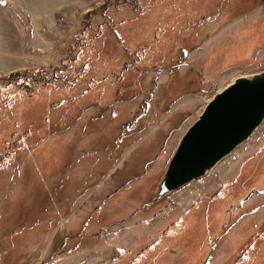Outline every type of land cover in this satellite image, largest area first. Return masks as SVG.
<instances>
[{"label": "rangeland", "instance_id": "rangeland-1", "mask_svg": "<svg viewBox=\"0 0 264 264\" xmlns=\"http://www.w3.org/2000/svg\"><path fill=\"white\" fill-rule=\"evenodd\" d=\"M262 70L264 0H0V264H264V122L153 200Z\"/></svg>", "mask_w": 264, "mask_h": 264}, {"label": "water", "instance_id": "water-1", "mask_svg": "<svg viewBox=\"0 0 264 264\" xmlns=\"http://www.w3.org/2000/svg\"><path fill=\"white\" fill-rule=\"evenodd\" d=\"M6 4V0H1ZM264 122V70L236 77L207 102L186 129L153 200L204 176Z\"/></svg>", "mask_w": 264, "mask_h": 264}]
</instances>
